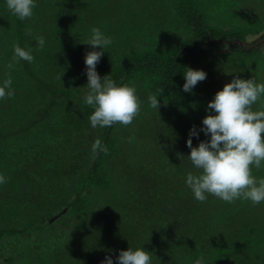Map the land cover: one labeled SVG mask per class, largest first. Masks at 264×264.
I'll list each match as a JSON object with an SVG mask.
<instances>
[{"label":"trees","instance_id":"trees-1","mask_svg":"<svg viewBox=\"0 0 264 264\" xmlns=\"http://www.w3.org/2000/svg\"><path fill=\"white\" fill-rule=\"evenodd\" d=\"M93 26L113 40L97 72L136 88L129 125L90 126ZM263 32L264 0H36L26 20L0 0V84L13 91L0 100V264H116L139 244L153 264H264V202L198 201L184 182L197 171L185 141L214 92L233 75L264 81V40L247 43ZM14 45L33 60L9 69ZM184 66L207 74L191 93ZM96 138L107 151L93 157Z\"/></svg>","mask_w":264,"mask_h":264},{"label":"clouds","instance_id":"clouds-1","mask_svg":"<svg viewBox=\"0 0 264 264\" xmlns=\"http://www.w3.org/2000/svg\"><path fill=\"white\" fill-rule=\"evenodd\" d=\"M4 4L11 14L26 20L33 16L36 0H4ZM38 43L44 45L43 37ZM83 43L92 46L84 54L87 91L83 102L92 107L88 117L90 126L105 128L131 124L141 110L135 86L117 83L108 74L101 77L96 70L104 51L113 43L112 37L93 26ZM18 60L31 62L33 56L30 51L14 45L12 61L7 68H13ZM182 76V90L191 93L207 74L203 69L184 66ZM11 83V79H7L0 84V100L13 95ZM158 95L148 98L154 109L158 107ZM206 113L201 118L199 131L191 127L185 141L189 148L186 157L197 170L185 174V185L198 201H205L212 195L229 203L237 199L253 204L264 202V177L252 172L253 168H264V138L261 135L264 133V81L233 75L214 92L207 102ZM200 132L208 139L199 140L193 146L192 137H198ZM90 150L94 157L107 148L96 138ZM4 183L6 177L0 174V185ZM141 245L120 249L115 257L116 264H153V254ZM101 264H114L113 258L106 255ZM195 264H204V260L197 259Z\"/></svg>","mask_w":264,"mask_h":264},{"label":"rangeland","instance_id":"rangeland-1","mask_svg":"<svg viewBox=\"0 0 264 264\" xmlns=\"http://www.w3.org/2000/svg\"><path fill=\"white\" fill-rule=\"evenodd\" d=\"M260 39H262L261 42L264 40L263 38H261V35L260 34H258V35H251L250 38H248L247 43H249V44H251V43H258V42H260Z\"/></svg>","mask_w":264,"mask_h":264}]
</instances>
